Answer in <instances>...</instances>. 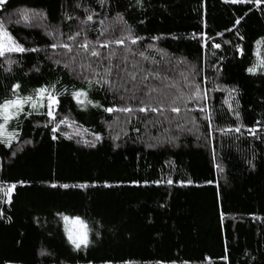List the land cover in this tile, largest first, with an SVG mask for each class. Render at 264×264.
<instances>
[{"label":"trees","instance_id":"obj_1","mask_svg":"<svg viewBox=\"0 0 264 264\" xmlns=\"http://www.w3.org/2000/svg\"><path fill=\"white\" fill-rule=\"evenodd\" d=\"M23 9L42 13L50 31L8 27L25 48L37 51L14 54L18 63L11 73L0 69V98L14 83L25 96L56 84L69 93L60 97L57 121L74 124L85 140L63 124L52 140L46 116H21L19 127L13 121L7 134L19 135L11 147L0 143V189L16 185L11 203L0 191V264H264V75L246 72L264 59V42L257 43L264 38V2L105 0L102 6L98 0H7L0 17ZM87 15L93 19L84 29ZM102 22L116 30L108 35ZM51 28H61L65 40L79 32L75 38L84 36L89 52L99 56L119 50L115 41L127 38L134 55L118 58L115 66L128 69L125 57L138 62L142 54L166 78L152 85L171 81L177 88L190 77L207 93V101H193L206 112L192 113L185 131L178 129L182 121L174 122L159 142L145 139L149 128L141 113L124 116V133L116 140L109 127L118 122L117 112L103 108H138V102L129 99L126 83L101 90L99 77L76 76L53 58ZM216 43L219 49L212 47ZM136 71L129 69L127 85L138 84ZM151 77L139 81L148 84ZM81 89L101 107L82 110L70 95ZM157 131L163 134L165 127ZM63 216L88 226L87 248L77 251L69 243Z\"/></svg>","mask_w":264,"mask_h":264},{"label":"rangeland","instance_id":"obj_2","mask_svg":"<svg viewBox=\"0 0 264 264\" xmlns=\"http://www.w3.org/2000/svg\"><path fill=\"white\" fill-rule=\"evenodd\" d=\"M25 14L29 17L27 21L23 19V16ZM17 21L19 22L17 23ZM0 22H3L5 28L7 29L12 23H16L18 25L41 28L45 30L46 32L50 31L49 29L50 27L46 23L45 16L42 13L37 12V11H28L24 9L19 10L11 14L1 16ZM102 23H103L104 32L107 33L108 35L113 33L116 30V28L121 27V24H122L120 20H116L115 25H117V27L112 31V26H110V22H105V23L102 22ZM87 26H88V23L86 22L83 25V28L85 29ZM78 31H81V28L78 29ZM50 34L51 36H53V39H55V44L58 45L57 47L52 49L51 55L53 56V58L60 60L63 64L67 65V67L70 69V71L74 75L81 76V77H89L91 75H95L94 73L96 72L100 74L102 73L104 74L105 69L111 67V70H112L111 75L108 76L111 79V83H112L111 85L113 86L119 85V87H121L120 85H124L126 83L125 87L127 89L129 88V94H128L129 99L136 100L138 102V105H139L138 108H135L137 106L133 107L132 105L123 106V107L132 108L133 111L131 113L117 112L118 122L112 124V126L109 127L110 132H112L113 137L116 140L120 139L122 137L121 136L122 133H124L123 128H122L123 126L122 122H125L124 116H127V118H132L135 116L136 113H141L142 117L146 119V122L148 125L147 128H149V130L145 133L144 137L145 139L148 138L147 141L148 140L151 142H156V141L159 142L160 140L164 141L163 138L165 136L169 137L168 131L171 130L170 127L172 128V125L176 121H182L183 123L182 128L181 127L178 128L180 131L182 130L185 131V129L191 128L192 118H193L192 115L198 110L197 108H195L194 106L195 103L193 102L192 97H191L192 84L189 83V81L191 80L190 77L187 80V82L183 83L180 87L177 86L178 89L175 87L176 84L174 82H171V81L166 82L167 86L173 87L175 89L172 92V90H170L169 87L167 86L164 87V85H162L161 87L160 85L151 84L152 81H153V84H156V80L161 81V79H166V78L164 77V75L157 76V74H155V66H152L153 63L149 62V60H146L143 57L144 55L142 54L139 57L138 62L137 61L134 62L135 56L132 57L131 59L125 57L127 60L126 67H130L128 69L123 68V70H121L120 66H115L113 64L115 61L118 60V58L126 54L134 55V52L127 51L128 48H127V44L125 46V41L123 44H116L117 46H119L120 48L119 50H111L110 54L104 53L102 56L93 57L91 56V53H90L91 51L89 52L90 43H88V39H85L84 36L83 38H75V40H70V39L65 40L64 36L66 35L62 31L61 28L59 29L51 28ZM76 36L77 35H75V37ZM79 42L80 44L87 42L88 50L86 51L85 49L80 48L79 47L80 44H78ZM61 44L70 45L72 51H68L66 48L60 47L59 45ZM13 55L14 54H12V56L10 57L11 59H13ZM107 63H109L111 66L107 67L106 65ZM146 64H149V66H145ZM129 69H135V70L138 69V71H136L135 73L137 75L136 81L138 84L133 83L132 85H127V80H128L127 77H130ZM99 70H104V71L99 72ZM150 72H151L152 80L148 84H145V83L143 84V81H139V78L140 80H143V79L145 80L147 78V75ZM152 89H155V91H152ZM129 95H134L135 98L133 99ZM144 95H146V98L145 100H142L144 101V103L141 104L140 97ZM164 98H166V100ZM190 103L192 105H190ZM144 106H148L150 108H153V107L160 108V109H163V111L139 112L138 109ZM172 106L179 107L180 111L178 113L171 111ZM119 108H122V106ZM149 118L150 120H147ZM12 123L13 121L9 124L8 128L5 130L1 138H7L4 136H8L7 133L9 132L8 130H9V127L12 125ZM63 127L67 133L73 134L75 137H77L78 139L82 141L85 140L84 133L81 132L79 129H77L74 124L67 122L63 124ZM164 127H165V132L163 134L162 132L157 131V130H163ZM7 187H10V186H7ZM70 218H75V217H70ZM68 226L70 228L73 227V225L71 224H69Z\"/></svg>","mask_w":264,"mask_h":264},{"label":"snow or ice","instance_id":"obj_3","mask_svg":"<svg viewBox=\"0 0 264 264\" xmlns=\"http://www.w3.org/2000/svg\"><path fill=\"white\" fill-rule=\"evenodd\" d=\"M98 2L103 6L105 0H98ZM141 0H137V4H140ZM228 2V0H226ZM232 3H251L254 2L257 5L264 2V0H231ZM7 3V0H0V6ZM76 7H80L79 4L76 5ZM40 15V14H38ZM23 19L27 21L29 17L25 14L23 16ZM71 19V17H69ZM93 19V15H87L86 22H91ZM19 21H17L18 23ZM82 23H85V21H82ZM237 24L240 23L239 20L236 21ZM76 35H79V32L76 33ZM195 38V36H193ZM70 40H75V36H69ZM240 39H244L243 36L240 37ZM137 41L135 39L132 40V43L135 44ZM264 42V38H261L260 41H257V43ZM115 43L117 44H123L124 39L116 40ZM225 43H228V41H225ZM58 45L53 44L52 47L55 48ZM60 47L66 48L68 51H72L70 45L68 44H61ZM102 47H107V44L101 45ZM80 48L88 50V43H81L79 45ZM212 47L219 49L221 45L219 43H216L212 45ZM237 52L243 56L244 51L243 48L237 46ZM37 49L35 48H25L23 44L19 43L16 38H14L7 28H5L4 23L0 22V69H3L6 73L12 72V65L18 63L17 60L11 59L10 57L12 54H24L27 52H35ZM91 56L97 57L99 56V53L96 50L91 51ZM7 65V66H5ZM67 67V65H65ZM38 71V69H36ZM111 67L105 69V73L103 76H101L100 73L96 72L94 73L97 77L100 78L99 80V87L101 90L104 89L105 85H107L109 88L112 87L110 81L107 79L108 76L111 75ZM246 72L249 75H264V59L259 60L257 64H254L253 66H250L246 69ZM132 79L134 80L135 77L133 76ZM89 87L92 86L91 80L87 81ZM8 95L5 97L0 98V137L3 136V133L8 128L9 124L12 121H16L17 127H19V119L21 116H24L25 119L29 118L33 114L35 115H41L46 116L48 123L44 125V127L51 126V133H52V140L57 139L56 133L59 131V125L65 124V120H59L57 121V109L60 106V97L62 95H68L69 93L67 90L58 91L57 85H42L36 89L33 90L32 93L25 96L22 95V85L20 83H14L8 87ZM152 91H155V89H152ZM233 92L236 91V89H232ZM72 96V99L76 102L78 106L82 107V110H86L88 106L94 107V108H100L101 105L98 102H93L92 100L87 99L88 93L85 90H75L72 93H70ZM191 97L193 101H207V93L202 92V89L199 85H192V92ZM123 99V97H121ZM233 99H235L233 97ZM141 104L144 103V101H140ZM226 104H228V101H225ZM237 107L238 105V101ZM28 107L30 110L25 111V107ZM229 109L231 111H235L231 108V105L229 104ZM103 111L112 113V112H128L131 113L133 111L132 108L129 107H122V108H112V107H106L103 108ZM139 112H147V111H163V109L160 108H150L148 106L140 107L138 109ZM171 111L173 112H179L180 108L172 106ZM199 112L204 113L206 112V109L201 106L198 109ZM236 118L239 119V112H236ZM228 131H233V129H228ZM236 132H240V127H237L234 129ZM249 133L252 135H255L257 132V129L251 128L248 129ZM62 134V133H61ZM19 135L18 132H15L13 135L7 136L6 139H0V143H5L6 146L11 147V141ZM71 138V137H66ZM97 140H100V137H96ZM90 147H95V144H89ZM251 163V162H249ZM168 184H172V181H167ZM190 183V181H189ZM95 186V185H93ZM105 187H110V185L105 184ZM51 187L56 188V184H52ZM60 187L68 188L69 186L67 184L60 185ZM73 187H76V185H73ZM80 187H88V185H80ZM16 188L15 184H12L10 187L0 189V191L3 192L4 197L6 198V202L11 203V196L14 192V189ZM2 215V214H0ZM63 220L65 222V233L67 235V239L69 243L73 246V248L77 251L81 249V247L87 248L89 244V229L88 226L84 223L83 220H81L79 217L70 218L68 216H63ZM73 225L72 228H70L68 225ZM128 264V262H126ZM159 264V262H157ZM187 264V262H185Z\"/></svg>","mask_w":264,"mask_h":264}]
</instances>
